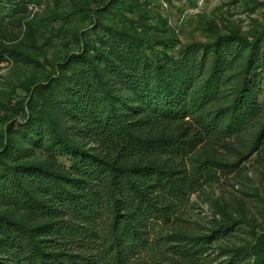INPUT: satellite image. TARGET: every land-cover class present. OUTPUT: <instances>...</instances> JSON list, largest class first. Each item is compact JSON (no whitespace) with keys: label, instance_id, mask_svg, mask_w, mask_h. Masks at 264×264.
<instances>
[{"label":"rangeland","instance_id":"rangeland-1","mask_svg":"<svg viewBox=\"0 0 264 264\" xmlns=\"http://www.w3.org/2000/svg\"><path fill=\"white\" fill-rule=\"evenodd\" d=\"M125 44L147 70L160 64L171 71L183 63L179 80L187 93L211 80L214 57L229 65L202 108L191 105L184 117L145 121L139 132L146 139H190L191 150L142 151L127 160L184 167L199 177L169 221L157 225L169 247L165 254L152 251L158 264H264V0H0V170L30 164L70 174L68 154L50 148L54 133L46 110L77 147L100 155L115 149L118 139L101 145L71 112L77 96L69 99L67 91L77 81L97 87L88 56L106 84L124 93L122 113L135 117L131 77L121 80L122 91L108 71ZM136 65L128 62L131 69ZM243 89L254 92L258 114L236 131L225 130L232 99ZM18 189L15 183L0 190V216L31 226L48 221L15 200ZM3 237L0 261L6 257ZM183 247L189 248L185 258Z\"/></svg>","mask_w":264,"mask_h":264},{"label":"trees","instance_id":"trees-1","mask_svg":"<svg viewBox=\"0 0 264 264\" xmlns=\"http://www.w3.org/2000/svg\"><path fill=\"white\" fill-rule=\"evenodd\" d=\"M130 49L127 44L122 46L114 69L108 71L110 78H114V86L118 82L121 90V80L131 77L129 95L135 105L132 111L135 117L122 113L118 103L124 93L120 90L116 93L106 84L88 56L84 58L97 87L91 83L77 85V81L67 91L69 99L77 96L70 103L71 112L85 122L101 145L118 139L112 144L116 147L111 153L100 155L77 147L60 133L46 110L54 133L50 148L68 154L70 174L66 176L30 164H14L0 170V190L16 183L20 189L13 195L15 200L34 208L35 214L50 218L31 226L0 216V236L4 234L6 256L0 264H158L152 251L165 254L169 250L167 238L158 234L159 222L169 221L171 214L197 187L199 177L187 174L184 167L167 170L129 165L127 160L142 151L180 154L191 150L190 139H146L139 132L144 129L145 121L184 117L191 105L202 108L215 95L216 80L229 65L214 57L211 80L187 93L186 85L179 80L183 63L171 71L160 64L147 70ZM128 62H137L136 69H131ZM58 73L56 69L51 78ZM244 90L232 99L225 130L236 131L258 114L259 103L251 95L254 92ZM215 237L214 232L201 238L207 243ZM182 249L186 251L181 250V256H189V248Z\"/></svg>","mask_w":264,"mask_h":264},{"label":"built area","instance_id":"built-area-1","mask_svg":"<svg viewBox=\"0 0 264 264\" xmlns=\"http://www.w3.org/2000/svg\"><path fill=\"white\" fill-rule=\"evenodd\" d=\"M28 8L31 9V10H35L36 9V7H35V5L33 3H29L28 4Z\"/></svg>","mask_w":264,"mask_h":264}]
</instances>
